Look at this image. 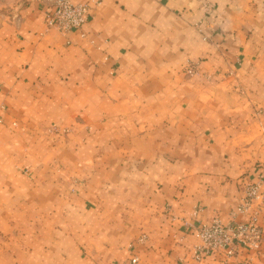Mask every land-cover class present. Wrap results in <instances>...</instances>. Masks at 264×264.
Returning <instances> with one entry per match:
<instances>
[{
	"label": "crops",
	"instance_id": "crops-1",
	"mask_svg": "<svg viewBox=\"0 0 264 264\" xmlns=\"http://www.w3.org/2000/svg\"><path fill=\"white\" fill-rule=\"evenodd\" d=\"M72 1L85 37L51 0L0 27V264H223L192 255L264 175V0Z\"/></svg>",
	"mask_w": 264,
	"mask_h": 264
},
{
	"label": "built area",
	"instance_id": "built-area-1",
	"mask_svg": "<svg viewBox=\"0 0 264 264\" xmlns=\"http://www.w3.org/2000/svg\"><path fill=\"white\" fill-rule=\"evenodd\" d=\"M53 10L48 14L47 24L61 33L77 31L85 37L83 31L87 24L91 7L88 3H75L72 0H51ZM197 64H189L187 73H197ZM264 169V166H263ZM264 175L255 182L241 186V201L230 213V220L224 223L219 218L201 225L198 231L200 244L194 247L193 259L201 263L213 254L223 256V264H230L241 251L257 253L264 241V229L260 225V217L264 213V192L262 190ZM242 217L243 220L238 218ZM145 241V236L138 242ZM139 258L133 256L127 264H138ZM254 255L244 258L239 264H252Z\"/></svg>",
	"mask_w": 264,
	"mask_h": 264
},
{
	"label": "rangeland",
	"instance_id": "rangeland-1",
	"mask_svg": "<svg viewBox=\"0 0 264 264\" xmlns=\"http://www.w3.org/2000/svg\"><path fill=\"white\" fill-rule=\"evenodd\" d=\"M29 1L32 0H0V27L15 18Z\"/></svg>",
	"mask_w": 264,
	"mask_h": 264
}]
</instances>
